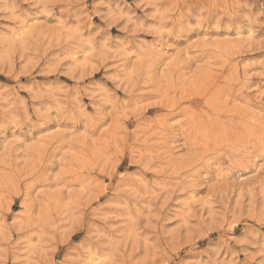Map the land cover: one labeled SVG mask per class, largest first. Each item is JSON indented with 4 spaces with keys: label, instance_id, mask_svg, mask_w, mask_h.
I'll return each mask as SVG.
<instances>
[{
    "label": "rangeland",
    "instance_id": "374dc122",
    "mask_svg": "<svg viewBox=\"0 0 264 264\" xmlns=\"http://www.w3.org/2000/svg\"><path fill=\"white\" fill-rule=\"evenodd\" d=\"M0 264H264V0H0Z\"/></svg>",
    "mask_w": 264,
    "mask_h": 264
}]
</instances>
